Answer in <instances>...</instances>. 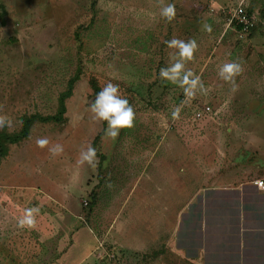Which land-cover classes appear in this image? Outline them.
Instances as JSON below:
<instances>
[{
  "label": "rangeland",
  "instance_id": "1",
  "mask_svg": "<svg viewBox=\"0 0 264 264\" xmlns=\"http://www.w3.org/2000/svg\"><path fill=\"white\" fill-rule=\"evenodd\" d=\"M238 2L0 0V114L13 124L0 131V264H202L213 192L264 194L254 185L264 180V0H245L255 23L244 39L223 14ZM162 4L175 5L171 22ZM174 37L196 40L186 68L212 89L179 119L183 89L159 76ZM231 61L243 67L235 92L217 75ZM75 75L63 120H39L59 111ZM109 81L136 113L115 139L89 111ZM204 106L211 111L194 118ZM27 119L26 136L6 142ZM43 137L63 153L37 147ZM88 145L95 166L77 163ZM28 209L39 210L36 227L20 228ZM221 220L213 231L233 239V219Z\"/></svg>",
  "mask_w": 264,
  "mask_h": 264
},
{
  "label": "clouds",
  "instance_id": "2",
  "mask_svg": "<svg viewBox=\"0 0 264 264\" xmlns=\"http://www.w3.org/2000/svg\"><path fill=\"white\" fill-rule=\"evenodd\" d=\"M161 18L171 22L176 17V8L174 4H162L159 10ZM204 30L211 32V27L203 26ZM169 49H175L170 53L173 61L166 67H162L159 76L172 84L183 89L185 100L181 106H176L172 110L173 119L180 118L182 106L190 104L197 94L208 95L212 89L206 87L200 76L195 75L190 69L186 68V63L194 59V54L198 50V44L195 39L187 41L173 38L165 42ZM243 72L242 65L237 61L225 62L218 67L217 75L220 79L232 85V91L237 90L235 78ZM0 105V111H2ZM92 114L91 118L95 121H106V135L115 139L121 129L134 127L136 113L128 99L120 93V87L111 81L103 85L101 90L96 94L94 101L89 106ZM7 128L13 130L12 120L5 114H0V131ZM36 145L39 148H48L49 153L55 157L63 153L64 148L61 144H55L49 147L50 141L47 137L37 138ZM97 162L96 149L88 145L81 149L77 163L83 165L85 163L95 166ZM38 209H28L23 217L18 220L20 228H35L36 214Z\"/></svg>",
  "mask_w": 264,
  "mask_h": 264
},
{
  "label": "crops",
  "instance_id": "3",
  "mask_svg": "<svg viewBox=\"0 0 264 264\" xmlns=\"http://www.w3.org/2000/svg\"><path fill=\"white\" fill-rule=\"evenodd\" d=\"M213 195L216 199L212 200V210H209L203 227L208 239L204 238L202 244L201 263L264 264V194L258 196L257 190L238 188L235 191L218 190ZM224 218L233 219L231 240L222 239L213 231L226 223L221 220Z\"/></svg>",
  "mask_w": 264,
  "mask_h": 264
},
{
  "label": "built area",
  "instance_id": "4",
  "mask_svg": "<svg viewBox=\"0 0 264 264\" xmlns=\"http://www.w3.org/2000/svg\"><path fill=\"white\" fill-rule=\"evenodd\" d=\"M245 0H239L235 6L226 7L223 9V14L226 19V28L233 31L238 39H244L250 34L251 28L255 23L254 16L251 15L245 7ZM211 111L209 106L197 110L194 113V118H202L204 114ZM258 188L264 187V180L260 179L254 182Z\"/></svg>",
  "mask_w": 264,
  "mask_h": 264
},
{
  "label": "trees",
  "instance_id": "5",
  "mask_svg": "<svg viewBox=\"0 0 264 264\" xmlns=\"http://www.w3.org/2000/svg\"><path fill=\"white\" fill-rule=\"evenodd\" d=\"M245 7H246V4H245ZM246 10H247V7H246ZM247 11H248V10H247ZM249 13H250V12H249ZM250 14H251V13H250ZM251 15H252V14H251ZM76 77H77V76L75 75V76H73V77L70 79L66 91L61 95L60 100H59V107H60L59 111H58L55 115H53V116L40 117V118H38L39 120L44 121V122H61V121L63 120L62 115H63V113H64V111H65L64 100H65L66 98H68V97L71 95L72 85H73L75 79H77ZM31 119H32V118H31ZM31 121H32V120L27 119V120L25 121V124H24L22 130L19 132L18 135H16V136H12V137H5V138H6L5 141H6V142L15 143V142H17L19 139L25 137L26 134L28 133V128H27V126L31 123ZM103 123H104V122H103ZM102 133H103V132L101 131V132H100V133L94 138V140H93V144H94L95 141L98 139V137H99L100 135H102ZM3 152H4V149H3L2 145H0V155H2Z\"/></svg>",
  "mask_w": 264,
  "mask_h": 264
}]
</instances>
